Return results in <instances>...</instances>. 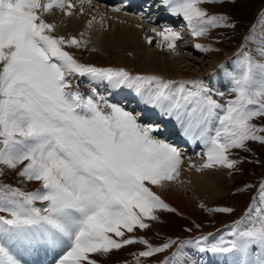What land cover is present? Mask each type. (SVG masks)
<instances>
[{"label":"rangeland","instance_id":"374dc122","mask_svg":"<svg viewBox=\"0 0 264 264\" xmlns=\"http://www.w3.org/2000/svg\"><path fill=\"white\" fill-rule=\"evenodd\" d=\"M70 1V4L67 5L68 1L63 3L62 0H55V4H53L51 8L56 11L57 15L61 14V8H65L67 11L71 10V13L79 17H81L82 13L84 25L87 24V19L90 14L97 17L98 12L102 13L103 17H111V19L115 18L113 16L115 13H119L122 17L125 16L123 13L126 11L125 9H119L118 5H115L117 6L115 7L112 5L113 3H109L107 0ZM190 1L193 0H157L159 9L161 10L158 13L160 16L168 15L171 4L182 2L189 3ZM201 1L202 0H198V4H200ZM7 2L13 1L2 0V3L5 5H7ZM29 2L30 0H21V4L28 5ZM36 2L38 3V0H36ZM71 3H73L75 7H72L73 4L71 5ZM203 3L204 4L201 3L193 8L201 12L195 19L189 18L185 20L184 17L178 16L177 19L171 18L174 20L172 24H166L165 19L161 18L162 21L157 23V29H161V32L163 30L162 28L166 30V40L164 39L163 42L161 34L159 36L157 31H148L144 29L145 26L140 28V30L142 29L140 32L142 41L144 42V40H147V44H144L145 48H142L141 52H147L150 47L151 49H157L156 51L160 53L163 52L171 56V50L174 48L179 54H182V57L178 59L175 58L176 60L170 59V63L173 64L174 68L180 67V69L186 73V75L182 76L181 81L184 83L183 89H186L189 103L191 102V105L194 106V102L196 104L199 102L204 109V111L202 110L203 114L205 113L203 116L207 133L206 140L200 142L201 144L198 140L194 144L195 146L192 145L193 149H191L186 156L184 154H178L179 158L178 156H170L173 159L174 165L172 169H170L171 165L169 166L168 163L167 166H165L166 164L161 165L158 160H154L156 155L158 156L156 152H150L152 150L148 149L143 150L139 147L140 143L139 146L136 147L128 138H125L130 148L126 146L124 140L120 139V136L124 134L125 124L121 125L114 117V109L118 107L115 103L120 104V106H123L127 111L129 109V116H132V120L136 117L135 120L138 121L140 115L137 118L136 113L139 111L134 110V105H136L135 101L130 103V105H123L117 100H114V94L121 86L118 85L119 88L117 91L115 90L116 88L112 89V86L109 85L110 81L107 78L105 80V74L111 79L118 76L116 72H124L128 75L131 73L123 66L114 68L113 65H104L108 63L105 55L97 51L96 48H91L85 44V41L86 43L87 41L90 42V37L93 34L90 26L87 32H78V35L82 33L80 42L74 44L82 51L77 58L80 60L79 66L76 64L77 60L73 56H70L67 53L68 51L65 50V41H63V39L61 40L59 38L49 43L50 49L53 50V52L60 54L62 57L67 55L64 58H67L71 64H76L74 76L77 77V80L74 83L75 77H72L69 83L68 80L66 82L63 81V79L60 81L62 73L56 74L53 66L47 63L49 54L41 55L35 53L36 55H32V52L29 56L26 54L29 42L26 40L25 30H27L28 27L26 29L22 19H20L21 22H16V20H14L13 17H16L15 14L18 9L14 11L13 8L9 9L7 5V9L4 10L5 6L3 10H1L4 11V13L6 11L9 12L7 15L3 13V16L0 17V198L6 202L0 201V209L6 207L8 202L16 206L19 215H7L9 219L15 217L14 220L20 218L23 209L26 207L29 208V211L32 209L34 212V224L42 221L47 224L46 227L51 225L52 231L54 230V234H56L57 237L60 234L62 246L58 247L56 245L55 248L58 254L63 249L64 259L68 253H72L71 260L73 256H75V262L77 260H87L88 264H160L161 262V264H179L181 263V259L178 256L180 252L178 249L185 251L187 257L192 259L190 253L185 250H190V245L187 244L190 240L192 245L197 246L196 250L201 249L200 243L204 248L208 249L206 255H210L213 259V263L208 262L206 264H214L218 260L220 264H233V262L254 264L257 261L256 250L258 249L261 250L262 255H260V257H262L261 260L264 261V0H203ZM33 5L35 4L33 3ZM202 5H204L203 8H201ZM85 8H87V10H85ZM48 9L50 10V8ZM188 9L190 10L189 7ZM12 14L14 16L11 18ZM57 15L56 17H58ZM35 17L37 19L40 18V20L43 18L39 13H36ZM10 21L15 23H12L13 25L9 24ZM118 21L126 23V21L116 17V22ZM200 24L203 25V27L198 31L197 26ZM153 25L155 26V23ZM73 29L71 28V31ZM57 30L59 33H62L61 28ZM47 31L50 33L49 29H47ZM172 31L173 33H176V31H186L184 34L185 38L180 35V37L182 36L180 39L176 35L173 39L174 35L170 34ZM58 36L62 37L61 34ZM202 36L206 39L205 43H200L201 40L199 39ZM246 37L247 41L245 42ZM147 38H149V40ZM92 39L97 41L96 36H93ZM170 43H173V45H171L173 47L169 46ZM50 55L52 56L53 54L51 53ZM61 56L58 57L61 58ZM89 58H91V62L86 61ZM116 60L118 61L119 59ZM119 62L120 60L118 63ZM99 64L104 67H98ZM130 66L139 70V72L140 69L142 70L143 68V70H145L149 67V65L138 66L134 65V63L130 64ZM234 66L237 67V74L233 71ZM89 67H92V72L97 78L94 77L90 82H87L86 79H84V75H86V69ZM110 67L112 69H108ZM122 67L124 68L123 70ZM153 71H155V73H146L143 71L144 74H139V76H141L142 79L144 77L150 79L146 81L153 85L156 84L155 79L159 82L165 80V77L160 71L158 73L156 70ZM98 77H100L101 80ZM168 77L170 80L172 79V77ZM175 80L176 79L173 80L174 82L171 81L175 83L174 89L179 88V82ZM230 83L233 85L231 86L232 88L227 87ZM53 84L54 86H51ZM91 86H94L93 88L95 89ZM48 87L54 88V92H66V94L70 96L57 98L54 95H50V91L46 90ZM81 87L87 88L81 90ZM77 92L79 93L77 94ZM132 92L133 95L137 96V100L141 98L139 90H134ZM174 92H176V94ZM174 92L173 95H178L177 91ZM106 93L109 94V97H106ZM75 94L77 96L74 99L73 97ZM93 97L97 98L95 99L96 102ZM181 97H183V99L184 97L187 98V96H183V94H181ZM28 99H30L28 102L33 99V103H44V113L38 115L33 113L36 127L34 124H30L28 128L25 124L21 133L17 128L16 122L18 121L21 123L24 121V117L19 116L16 110L25 107V104L22 106L21 100ZM80 99L81 102H79ZM98 100H101V102L98 103ZM166 100L165 102L168 101ZM85 101H87L94 110L93 113L84 110L83 102ZM56 102L59 103L57 104ZM20 103L22 107H19ZM53 103H55V106ZM210 103L213 105L212 108L215 109V113L213 114ZM141 107L140 105L138 108L140 109ZM72 110L74 112H72ZM56 112L61 115L58 121ZM81 112H84L83 117L81 116ZM216 112L221 115V118H219L220 121L215 120L218 115ZM78 113L80 117L77 116ZM160 114L169 115L170 118H173L172 121L174 120L168 108L162 110ZM23 115L28 117V124L30 122L32 123L33 117L31 112L24 111ZM48 116L49 118H46ZM30 117L32 118L29 119ZM63 117H67V120H64ZM50 118H52V120H50ZM142 120L145 123L149 121L144 118ZM143 122L141 121V123ZM144 124H142L143 127ZM221 124H225V128L229 126L228 130H230L228 141L225 142L226 153H228L227 158L229 159L223 161L224 163L226 162L225 165L229 173L227 172L222 175L224 179H222L223 182H215L216 185H219L217 188L219 189L218 192L211 193V191H205L204 194L203 192L199 193L200 190L198 191L190 186L191 183L194 182L189 172H184L182 165L185 161L182 159L188 158L190 160L192 159L191 162L197 161L193 166L189 162L191 165L189 168H196L194 170L196 171L195 173L198 172V176L204 175L205 178L209 176L208 179L211 180L212 172L209 167V161L212 151L207 145L209 146L212 136L209 135L211 134L212 125H215L216 128L217 126L220 127ZM62 128L64 132L63 130L61 131ZM148 130L150 133L148 134L147 132L146 134L154 137H157L156 135L162 137L159 134L161 131H156L157 128H149ZM169 131L172 132L171 130ZM169 131H165L168 132L165 134L167 139L170 138L169 135L171 133H169ZM220 131L221 130H219V132ZM139 133L140 131L138 134ZM30 134L33 135L31 136ZM176 137L178 140L174 143L177 145H180L183 141L192 143L190 136H184L180 133V135L177 134ZM41 138H43V140ZM147 138L146 136L145 140ZM18 141L26 144V147L22 149L33 148L35 151L30 149L27 154L21 157L18 155V152L14 150L16 146L13 145L14 143H18ZM215 141L219 143L217 140ZM41 142L43 143L41 144ZM174 143L172 144L176 146ZM38 144L40 145L38 146ZM220 145L217 146L220 147ZM199 146L200 148L204 147L206 153H200L198 150ZM176 147L174 148L175 151H173L174 154L180 152L178 147ZM37 155H42L41 157L39 156L41 162L39 158L38 160L36 159ZM12 156L19 157L20 163L17 161V163L14 162L15 160L12 161ZM33 156L34 160L32 161ZM43 156H45V158ZM63 157H66V159L64 158L66 161H63ZM135 159L138 161H135ZM51 160L53 165L51 164ZM68 160L70 163H67L69 162ZM61 163L64 164V166L67 164L70 169H67L68 166L64 167ZM73 166H75L76 169H74ZM203 166H205L204 169L201 168ZM98 167L102 169V172L98 170ZM29 168L30 172L28 174ZM199 168L201 169L199 170ZM64 170L67 171L65 174ZM130 170L134 171L136 176H134ZM21 172H23V174L26 172V177L31 179L29 181L30 183L28 182V184H26L21 180ZM75 175L78 176V178ZM164 176H170L172 182L171 188H181L179 190L185 197L191 196V203L189 205L191 206L193 214L182 208L181 210H177L175 206H172L166 200L159 197L160 194L152 190L154 188L153 184H156L158 180ZM79 178L82 180H89V182L93 184V187L98 189V199L106 198L103 199L105 205L107 204V197H109L112 202L111 205L115 204L110 206V209L113 210L117 205V209L115 208L116 211H110L109 208H107L109 210L106 211L107 209L105 210V208L99 207L98 202L96 203L95 200L91 201L94 195L91 193V196L89 190L86 188V186L89 187V185H84L80 182ZM32 182L37 183L32 184ZM66 182L68 184H66ZM89 182L87 184H90ZM131 183L132 185H130ZM133 185L137 187L145 185L146 191H148V189L151 190L152 193L154 191L153 198L155 200L148 194L145 195L143 192H140L138 188L137 190H132L131 188ZM215 189L216 186L214 187V190ZM215 195L216 197H214ZM122 202H124L126 207L122 205ZM96 204H98L97 207ZM73 205L78 206L72 208L79 210L77 214L82 219L84 218V225L79 219L78 224L75 216L70 213L72 210L71 206ZM135 206L137 207V212L133 214ZM122 208L125 209L122 210ZM4 212L7 213L8 211ZM92 213L95 214V219L92 220L91 218L92 224L94 223L95 226L90 223L94 228L93 231H90L91 226L87 224L89 223L88 216H92ZM109 213H111L112 226L108 225L110 223L108 220ZM117 215H119V217H123V215L126 217L128 215L129 217L127 226L124 228V230L127 231L123 236L121 234L117 235V232H119L116 226ZM1 216L3 215L1 214ZM104 217H106V219H103ZM63 223L67 225L73 224L78 227V230L72 228L70 232L63 233L66 235L67 240H71V242L74 240L77 242V240H79L77 243L78 245L81 244L79 248L73 249L77 244L74 246L71 244L70 247L69 242H64L65 237L62 231L58 232L53 228V226L60 228L59 225ZM107 226L110 233L104 230ZM46 227L44 229H46ZM35 229H37V227ZM44 229L41 234L44 233ZM135 229L140 230L141 233L137 235L138 231ZM82 232L83 234L85 233L84 240H81L79 237ZM94 233L96 234L94 235ZM109 234H112V237H109ZM183 239L188 241H184L185 247L183 246V248H180L183 244ZM195 239L200 243L196 242ZM35 243L36 240H33V248ZM57 244H59V241H57ZM66 244L68 246L67 248L65 247ZM84 248L90 249L86 252ZM66 250H69L68 253ZM97 250L102 251V258L98 257L97 254V258L93 255L98 253L96 252ZM191 252L193 254L195 252V255L198 256L196 251L191 250ZM247 252L248 254H246ZM199 257L202 258V256ZM59 262L60 261H57L56 264H59ZM191 263H194V261ZM255 264L264 263L256 262Z\"/></svg>","mask_w":264,"mask_h":264},{"label":"bare ground","instance_id":"6f19581e","mask_svg":"<svg viewBox=\"0 0 264 264\" xmlns=\"http://www.w3.org/2000/svg\"><path fill=\"white\" fill-rule=\"evenodd\" d=\"M8 1V0H7ZM13 2H7V5L9 6L8 8L11 9L13 8V10L15 11L16 9L17 10V13L15 14L16 17H13L14 15L12 14L11 18L13 17L14 20H16V22H21L20 19H22L25 23V26H26V29L28 27L26 31V40L27 42H29V47L27 49V55L29 56L30 53L32 55H36L35 53H38V54H43V55H46V54H49V57H47V63H50L52 66H53V69L54 71H56L55 73L56 74H60L62 73L61 75V78H60V81L63 79V81H69L70 83V80H72V77H75V65L77 64V66L80 65V60L77 59L79 54L82 52L77 46H75L74 44L76 43H79L80 42V33L78 35V32L80 31H83V32H87L88 31V27L90 26V29L91 31L93 32L92 36L90 37V42L85 41V44L91 48H96L97 51H99L100 53L104 54L105 55V58L106 60L108 61L107 64H104V65H113L114 68H118L120 66H123V67H126L128 69V71L131 73V74H126L124 72H116L118 76H115V78H111L109 79V77H107V74H105V80L106 78L110 81L109 85L112 86V89L116 88L115 90L117 91V89L119 88L118 85L121 86V88L114 94V100H117L118 102L122 103L123 105L124 104H128L130 105V103H132L133 101H135V104L134 105V110L136 111H139L138 113H136V116L137 118L139 117L140 115V118L138 121H136V117L132 120V116L130 117L129 116V109L128 111L125 110V108H123V106H120V104L118 103H115L116 107L114 109V117L116 119L117 122H119L121 125H124L125 127V130H124V134L123 136L121 135L120 136V139L124 140V143L126 144V146L130 147L126 141H125V138H128L132 144L136 147L139 146V143H140V148H142L143 150L145 149H148V150H152L150 152H156L158 154V156L156 155V157L154 158V160H158L160 162L161 165L163 164H166L165 166H167V163L169 164V166L171 165V168L174 167L173 165V159L172 157L170 156H178V154L180 155H188L187 153L191 151L192 148V145H194L198 140H199V143L200 142H204L206 140V136H207V133H206V127L204 125V114H203V107L201 104H196L194 102V106L191 105V102L189 103V97H188V94L186 92V89H183V81L182 80V76L183 75H186V73L180 69V67L178 68H174L173 67V64L170 63V59H175V58H179V57H182V54H179L178 51L174 50V48L171 50V56L167 55L166 53H160L158 51H156L157 49H151L150 47L148 48L147 52H141L142 48H145L144 44H147L146 41L144 40V42L142 41L141 39V30L140 28L141 27H144V29H147L148 31H157L159 36L161 34V39H162V42L165 38V35H166V30L164 28H162V32L160 31L161 29H157V23L161 22L162 19L164 18L165 19V22L166 24H172V22H174L173 19H177L178 16H182L185 18V20L189 19V18H197L201 12L198 11V10H194L193 8L194 7H197L198 5H200L201 3H203V0L200 2V4H198V0H193V1H190L189 3L187 2H182V3H173L170 5V12L168 13V15H159L158 12H160L161 10L159 9V3L157 2V0H126L127 4L122 2V1H116V0H107L109 1V3H113L112 5H118V8L119 9H125L126 11H124L123 13L125 14L124 17H122L119 13H115V15H113L114 19H111V17H103L102 13L98 12V16H94L93 14H90L88 19H87V24L84 25V22H83V14L81 13V17H79L78 15L74 14V13H71V10L67 11L65 8H61V14L57 15L56 14V11L54 9H52V5L55 4V0H38V3L36 2V0H30L29 4H21V0H12ZM63 3H65V1H68L67 5L70 4V0H62ZM82 1V0H81ZM81 1H78V2H81ZM159 1V0H158ZM180 1V0H178ZM184 1V0H182ZM133 2H138V4L140 5L141 4V7H142V10H139L138 8L136 9V7H132L131 4H133ZM144 2V3H142ZM33 3L35 5H33ZM165 3V2H164ZM0 4H1V8H0V17L3 16V13L4 11H1L5 9H7V5L3 4L2 3V0H0ZM73 3H71L72 5ZM32 6V7H31ZM49 6V7H48ZM65 6V5H64ZM72 7H75V5L73 4ZM117 7V6H115ZM144 7V8H143ZM188 7L190 8V10L188 9ZM204 5L201 6V8H203ZM50 8V10L48 9ZM145 9V10H144ZM12 10V12H13ZM84 10V8H83ZM85 10H87V8H85ZM79 11V10H78ZM144 11V12H142ZM9 11H6L4 13V15H7ZM11 12V13H12ZM45 12V13H44ZM119 12V11H118ZM131 12V13H129ZM157 12V13H156ZM184 12V13H182ZM2 13V14H1ZM36 13H39L41 16H43L42 20L37 19L35 16H36ZM93 13V12H92ZM144 13V14H143ZM56 15L58 17H56ZM88 16V15H87ZM116 17L120 18L121 20H124L126 21L125 22H116ZM162 18V19H161ZM173 18V19H171ZM193 19V20H194ZM148 22V23H146ZM12 23H15V22H9V24H12ZM146 23V24H145ZM155 23V26L153 25ZM13 25V24H12ZM186 27V26H185ZM203 25H199L197 26L198 28V31H200L202 29ZM61 28L62 29V33H59V31L57 29ZM71 28L73 29L71 31ZM47 29L50 30V33H48ZM31 30V31H30ZM29 31V32H28ZM168 32V31H167ZM175 32V31H174ZM186 31L184 32H181V31H176V33H173V31L170 33V34H173V39L174 37L177 35V37H179L180 39L182 38V36L184 37V34H185ZM25 33V32H24ZM155 33V32H154ZM62 37H59L58 35H60ZM164 35V36H163ZM180 35H182L180 37ZM93 36H96L97 37V41H94L92 38ZM151 36V35H150ZM149 36V38H150ZM154 36V35H153ZM194 36V35H193ZM63 39V41H65V44H64V47L66 48L65 50H67L68 54L70 56H73L77 61H76V64H71V62L67 59V58H64L66 57L67 55H64L63 57L60 55V54H57L56 52H53V50L50 49V46H49V43L52 41H56L57 39ZM149 38H147L149 40ZM185 38V37H184ZM151 39V38H150ZM171 40V39H170ZM200 43L202 42H206V39H204V37H200ZM176 41V40H175ZM174 41V42H175ZM169 43V42H168ZM177 43V42H176ZM54 45V44H53ZM173 45V43L169 44L170 47H173L171 46ZM52 47V46H51ZM176 49V47H175ZM24 50V49H23ZM140 50V51H139ZM139 51V52H138ZM176 51V52H175ZM128 54H126V53ZM53 54L52 56L50 54ZM177 53V54H176ZM25 54V52H24ZM57 54V55H55ZM131 54V55H130ZM58 56H61V58H59ZM91 58H89L88 62H91L90 60ZM116 59H119L120 62L118 63V61ZM116 60V61H114ZM176 60V59H175ZM178 61V60H177ZM73 63V61H72ZM75 63V62H74ZM134 65H138V66H145V65H149V67H147L145 70H142L140 69V72L139 70L135 69V68H132V66H130V64H133ZM89 64V63H87ZM177 64V63H176ZM218 64V62H217ZM216 64V66H217ZM119 65V66H118ZM104 67L103 65L99 64L98 67ZM116 66V67H115ZM122 67V70L124 69ZM108 69H112L111 67L108 68ZM192 69V68H191ZM107 70V69H106ZM126 70V69H125ZM153 70H156V72L158 73L159 71L161 72V74L165 77V80H161V82H159L157 79H155V83L156 84H152L146 80H150L146 77H144L142 79L141 76H139V74H144V72H152V73H155V71ZM158 70V71H157ZM233 71L237 74V67L234 66L233 67ZM95 72V71H94ZM115 72V71H114ZM193 74V73H192ZM81 75V74H80ZM96 75V74H95ZM109 75V74H108ZM239 75V74H238ZM84 79H86L87 82H90L91 79H93L95 76L92 72V67L86 69V75H84ZM172 77V79L170 80L169 77ZM236 76V75H235ZM112 77V76H110ZM77 77H75L74 79V83L75 81L77 80L76 79ZM97 78V76L95 77ZM100 78V77H98ZM33 79V78H32ZM174 79H176L175 81H178V86L179 88H176L174 89V85L175 83H173ZM101 80V78H100ZM108 81V82H109ZM153 81V80H152ZM173 81V82H171ZM60 84V83H59ZM159 86H158V85ZM227 84V82H226ZM64 85V84H63ZM70 85V84H69ZM89 85V84H88ZM172 85V86H171ZM187 85V84H186ZM51 86H54L51 85ZM71 86V85H70ZM101 86V85H100ZM231 86H233L231 83L229 86L227 87H230L232 88ZM92 87V86H91ZM94 87V86H93ZM92 87V88H93ZM60 88V87H59ZM78 88V87H77ZM87 87H81V90H85ZM97 88V87H96ZM68 89V87H67ZM95 89V88H93ZM18 90V89H17ZM46 90H49L50 91V95H54L56 96L57 98H64L65 96H70L68 94H66V92H62V93H57V92H54V88L52 87H48ZM107 90V89H106ZM134 90H139L140 93V99L137 100V96L136 95H133V92ZM188 90V89H187ZM15 91V90H14ZM96 91V90H95ZM174 91H177L178 92V95H173V92ZM97 92V91H96ZM95 92V94H96ZM99 92V91H98ZM20 93V92H19ZM22 93V92H21ZM47 93V92H46ZM68 93V92H67ZM79 92H77L78 94ZM93 93H94V90H93ZM176 94V92H174ZM189 93V92H188ZM107 94V93H106ZM136 94V93H135ZM181 94H183V96H187L184 97H181ZM12 96V95H11ZM22 96V95H21ZM72 96V95H71ZM77 95L75 94L74 95V99ZM92 96V95H91ZM97 96V95H96ZM99 96V95H98ZM103 96V95H102ZM133 96V97H132ZM191 96V95H190ZM53 97V96H52ZM80 97V96H79ZM101 97V95H100ZM106 97H109V94L106 95ZM192 97V96H191ZM91 98V97H89ZM169 98V99H167ZM12 99V97H11ZM68 99V98H66ZM73 99V100H74ZM94 101L95 99L97 98H94ZM99 99V98H98ZM136 99V100H135ZM164 99V100H163ZM168 101H167V100ZM30 99L28 100H21L22 102V106H24L25 104V107L21 108V109H18L16 110V112L18 113L19 116H23V120L21 123H19L18 121L16 122V125H17V128L18 130L22 133L23 131V127H25V124L28 126L29 128V125L30 124H34L35 127H36V124H35V121H34V116H33V113H35V115H38V114H43L44 113V103H41V104H36V103H33V99L28 102ZM41 100V99H40ZM46 100H47V97H46ZM54 100V98H53ZM57 100V99H56ZM69 100V99H68ZM67 100V102H68ZM103 100V99H102ZM109 100V99H108ZM113 100V99H112ZM111 100V101H112ZM165 100L167 102H165ZM42 101V100H41ZM58 101V100H57ZM66 101V100H65ZM83 101V100H82ZM105 101V99H104ZM191 101V100H190ZM18 102V101H17ZM62 102V101H61ZM81 102V99L80 101ZM93 102V101H92ZM96 102V101H95ZM98 103L101 102V100L97 101ZM19 103V102H18ZM17 103V104H18ZM21 103H20V106L19 107H22L21 106ZM57 103V102H56ZM59 103V102H58ZM57 103V104H58ZM76 103V102H75ZM105 103V102H104ZM103 103V104H104ZM109 103V102H107ZM51 104V103H50ZM54 106H55V103H53ZM70 104V102H69ZM95 104V103H94ZM97 104V103H96ZM110 104V103H109ZM99 105V104H98ZM101 105V103H100ZM99 105V106H100ZM142 106L140 109L138 108L139 106ZM31 106V107H29ZM62 106V105H60ZM97 106V105H96ZM105 106V104H104ZM210 106L211 108L213 107L212 103H210ZM57 107V106H56ZM64 107V106H63ZM83 108L86 112H89V113H93V109L90 107V105L88 104L87 101L83 102ZM112 108V107H111ZM166 108L169 109V112H171V115L174 117V120L172 121L173 118H170L169 115H161V111L162 110H165ZM70 109V108H69ZM76 109V108H75ZM74 109V110H75ZM213 111H212V114L215 113V109L212 108ZM46 110V108H45ZM83 110V111H84ZM154 110V111H153ZM203 110V111H202ZM24 111H28V112H31L32 114V117H33V121L32 123L30 122L28 124V117L27 116H24L23 113ZM59 111V110H58ZM66 111V110H65ZM77 111V110H76ZM79 111V110H78ZM82 111V110H81ZM113 111V110H112ZM49 112H50V109H49ZM72 112H74L72 110ZM165 112V111H164ZM15 113V112H14ZM53 113L55 114V112L53 111ZM60 113H61V110H60ZM60 113L56 112V116H57V121H58V118ZM65 113V112H64ZM81 116L83 117V113L84 112H81ZM16 114V113H15ZM53 114V116H54ZM74 114V113H72ZM76 114V113H75ZM211 114V113H210ZM216 114H218L216 116V119L214 117L215 120H219V118H221V115H219L218 112H216ZM85 115V114H84ZM88 115V113H87ZM112 115V114H111ZM134 115V114H133ZM17 116V115H16ZM50 116V115H49ZM46 117V118H49ZM78 117L79 116V113L77 115ZM89 116V115H88ZM135 116V115H134ZM133 116V117H134ZM32 117H30L29 119H31ZM85 117V116H84ZM90 117V116H89ZM87 117V118H89ZM109 117V116H108ZM45 118V117H44ZM56 118V117H54ZM67 117H63V119L65 120ZM71 118V117H70ZM148 119V123H145L143 122L142 119ZM75 119V118H74ZM90 119V118H89ZM47 120V119H46ZM50 120H52V118H50ZM55 120V119H54ZM53 120V121H54ZM61 120V119H60ZM59 120V121H60ZM67 120V119H66ZM78 120V119H77ZM86 120V119H85ZM206 120V119H205ZM16 121V119H15ZM45 121V120H44ZM96 121V120H95ZM141 121L143 123H141ZM220 121V120H219ZM24 122V123H23ZM69 122V121H68ZM99 122V121H98ZM60 123V122H59ZM146 125H145V124ZM64 124V123H63ZM97 124V122H96ZM144 124V127L143 125ZM40 125V124H39ZM44 126H46L45 124H43ZM66 125V124H65ZM72 125V124H71ZM89 125V124H88ZM93 125V124H92ZM58 126V125H57ZM60 126V125H59ZM62 126V124H61ZM73 127V126H72ZM132 131H131V129ZM228 127L229 126H226L225 128V124L222 125L220 127H216L215 128V125H212V128H211V134L209 135H212L211 136V139H210V143H209V146L207 145V147H210V150L212 151L210 154H211V157H210V164H209V167L211 169V172H212V179L209 180L208 177L205 178L204 175H200L198 176V172L195 173L196 171L194 169L196 168H189V166H193L196 162H191L190 159H182L184 160L185 162L183 163L182 165V168H184V172H189L190 174V177L192 179V181L194 183H191L190 186H192L194 189H197L200 192H203V194L205 193V191H211V193H215L216 191L218 192L219 189L218 186L219 185H216L215 182L219 183V182H223V178H222V175L225 174V173H229V170L228 168L226 167V162L224 163L223 161H227L229 158H227V155L228 153H226V147H225V142L228 141V138H229V131L228 130ZM58 128V127H57ZM69 128H70V123H69ZM156 129L157 128V132L158 131H164V132H160L159 134H163L162 137H158L159 135H156L157 137H154L152 135H148L150 133V131L148 129ZM40 129V128H39ZM100 129V128H99ZM63 130V128L61 129V131ZM74 130V129H73ZM169 130L171 131H176L177 134L180 135V133H182L184 136H190L191 139H192V143H187L186 141H183L180 145H177L176 143H174L175 141L178 140V138L176 137L177 134L176 133H173V132H170ZM219 130H221L219 132ZM60 131V130H58ZM75 131V130H74ZM140 131V133L138 134V132ZM165 131H169V133H171L170 135V138L172 137V140L169 138L167 139L165 136V134H167L168 132H165ZM56 132V131H55ZM64 132V130H63ZM100 132V130H99ZM148 132V134H146ZM153 132V131H152ZM210 132V131H209ZM30 133V131H29ZM28 133V134H29ZM66 133V132H65ZM69 133V132H68ZM154 133V132H153ZM231 133V132H230ZM145 134L146 136L148 137L146 140H145ZM31 135V134H30ZM33 135V134H32ZM31 135V136H32ZM102 135V133H101ZM175 135V136H174ZM23 136V135H22ZM59 136V135H58ZM65 136V135H64ZM67 136V135H66ZM150 136V137H149ZM103 137V136H102ZM96 138V137H95ZM94 138V139H95ZM109 138V137H108ZM156 138V139H155ZM43 140V138H41ZM31 140V139H30ZM96 140V139H95ZM166 140V141H165ZM217 140L219 143H216ZM38 141V140H37ZM36 141V143H37ZM49 141V140H48ZM73 141V140H72ZM79 141V140H78ZM94 141V140H93ZM168 141V142H167ZM170 141H173V142H170ZM191 141V140H190ZM83 142V141H82ZM209 142V141H208ZM43 142H41L42 144ZM67 143V142H66ZM89 143V142H88ZM172 143H174L177 147H178V150L180 151L179 153H175L173 151L174 148L176 146H174ZM198 143V144H199ZM53 144V143H52ZM73 144V143H72ZM92 144V143H91ZM100 144V143H99ZM102 144V143H101ZM201 144V143H200ZM205 144V143H203ZM211 144V145H210ZM221 144V145H220ZM13 145L16 146V152H18V155H20L22 157V155H25L29 152V150L31 148H28V149H22L24 147H26L25 145L26 144H23L21 141H18V143H14ZM34 145V144H33ZM40 144H38L39 146ZM96 145V143H95ZM167 145V146H166ZM217 145H220V147H218ZM227 145V144H226ZM42 146V145H41ZM89 146V145H88ZM92 146V145H91ZM102 146V145H101ZM195 146V145H194ZM33 147V146H32ZM46 147V146H45ZM176 147V148H177ZM197 147V146H196ZM52 148V147H51ZM131 148V147H130ZM40 149V148H39ZM92 149V148H91ZM95 149V148H94ZM129 149V148H128ZM199 152H204L206 153L205 151V148H200L199 146ZM201 149V151H200ZM33 150V148L31 149ZM68 150V149H67ZM87 150V149H86ZM197 150V149H196ZM35 151V150H33ZM49 151V150H48ZM83 151V150H82ZM88 151V150H87ZM183 151V152H181ZM5 152V151H4ZM41 152V151H39ZM38 152V153H39ZM208 152V151H207ZM34 153V152H33ZM32 153V154H33ZM51 153V152H50ZM173 153V154H172ZM62 154V153H61ZM81 154V152H80ZM94 154V153H93ZM8 155H13V154H8ZM36 155V154H35ZM27 156V155H26ZM40 155H37L36 156V159L38 160ZM42 156V155H41ZM40 156V157H41ZM87 156V154H86ZM30 157V156H29ZM45 158V156H43ZM67 157V156H66ZM66 157H63V159ZM190 157V156H189ZM195 157V156H194ZM192 157V158H194ZM32 161L34 160V156L32 157ZM59 158V156H58ZM146 158V157H145ZM179 158V156H178ZM191 158V157H190ZM7 159V158H6ZM63 160V161H66V160ZM181 159V157H180ZM196 159V157H195ZM15 160L14 162H19V157H15V156H12V161ZM54 160V159H53ZM93 160V159H92ZM39 161L41 162L40 158H39ZM47 161V160H45ZM55 161V160H54ZM69 161V160H68ZM95 161V160H94ZM135 161H138L137 159H135ZM147 161V160H146ZM163 163H162V162ZM180 161V160H179ZM16 162V163H17ZM157 162V163H159ZM176 162V161H174ZM189 162L191 163V165L189 164ZM32 163V162H31ZM30 163V164H31ZM56 163V162H55ZM67 163H70L67 162ZM74 162L72 161V164ZM85 163V161H84ZM92 163V162H91ZM140 163V162H139ZM42 164V163H41ZM51 164H52V160H51ZM57 164V163H56ZM62 164V163H61ZM66 164V163H65ZM88 164V163H87ZM177 164V163H176ZM180 164V162H179ZM19 165V164H18ZM34 165V164H33ZM38 165V164H37ZM53 165V164H52ZM51 165V166H52ZM64 166V164H62ZM70 165V164H69ZM74 165V164H73ZM85 165V164H84ZM89 165V164H88ZM201 165V164H199ZM203 165V163H202ZM201 165V166H202ZM35 166V165H34ZM68 166L67 164L64 166L66 167ZM87 166V165H85ZM137 166V165H136ZM39 167V166H38ZM74 169H76L75 166H73ZM27 168V167H26ZM78 168V167H77ZM202 169L205 168V166L201 167ZM199 168V170L201 169ZM34 169V168H32ZM40 169V167H39ZM67 169H70V167L68 166ZM80 169V168H79ZM168 169V168H167ZM230 169V168H229ZM28 174L30 172V168L28 169ZM62 170V169H61ZM66 170V169H65ZM64 170V171H65ZM82 170V169H81ZM98 170L102 172V169L100 167H98ZM105 170V169H104ZM43 171V170H42ZM41 171V172H42ZM63 171V172H64ZM69 171V170H68ZM134 176H136V173L132 170H130ZM55 172V171H54ZM67 171L64 172V174L66 173ZM75 172V171H74ZM86 172V170H85ZM106 172V171H105ZM36 173V172H35ZM91 173V171H90ZM26 172H21V180L24 181V183L28 184V182L31 180V179H28L26 177ZM54 174V173H53ZM56 174V173H55ZM168 174V173H167ZM77 175V173H76ZM75 175V176H76ZM79 175V174H78ZM169 175V174H168ZM48 176V175H47ZM67 176V174H66ZM96 176V175H95ZM207 176V175H206ZM211 176V175H210ZM70 177V176H69ZM78 178V176H76ZM113 177V176H112ZM189 177V176H188ZM31 178V177H30ZM56 178V177H55ZM71 178V177H70ZM97 178V177H96ZM95 178V179H96ZM114 178V177H113ZM211 178V177H210ZM101 179V178H100ZM106 179V178H105ZM117 179V178H116ZM223 179V180H222ZM80 182H82L84 185H89V187L86 186V188L89 190V193H93L94 197L91 201H96V203L98 202L99 204V207L101 208H105V210L107 208L110 209V206L112 205H115V204H112L111 205V200L109 197H107V204L105 205L104 204V200L103 199H106V198H99L98 199V196H99V191L97 188H94L93 187V184L89 182V180H86V179H80ZM21 181V182H22ZM65 181V180H64ZM103 181V180H102ZM106 181V180H105ZM104 181V182H105ZM132 181V180H131ZM90 183V184H87V183ZM92 182V181H91ZM103 182V183H104ZM148 182V181H147ZM30 183V182H29ZM36 184L37 182H32V184ZM60 183V182H59ZM107 183V182H106ZM130 183V182H129ZM139 183V182H138ZM137 183V185H138ZM66 184H68L66 182ZM111 184V183H110ZM135 184V183H134ZM142 184V183H141ZM151 184V183H150ZM171 180H170V176H164L163 178L159 179L158 182L156 184H153V188L152 190L156 191V193L160 194L159 197H161L162 199L166 200L168 203H170L172 206H175V208L178 210L181 208L184 209L185 211L193 214L192 210H191V206L189 205L191 203V196H188V197H185V195L183 193L180 192L179 189L181 188H171ZM61 185V184H60ZM103 185V184H102ZM107 185V184H106ZM132 185V183L130 184ZM108 186V185H107ZM110 186V185H109ZM112 186V185H111ZM139 186V185H138ZM216 186V189L214 190V187ZM85 187V186H83ZM174 187V186H172ZM190 187V188H192ZM221 187V186H220ZM137 188L140 190V192H143V194H148L151 198H153V194H154V191L153 193L151 192V190L148 189V191H146L147 189L145 188V185H142L140 187H137L135 185L132 186V190H137ZM83 189V188H82ZM101 189V188H99ZM193 189V190H194ZM213 189V190H212ZM221 189V188H220ZM87 190V191H88ZM105 190V189H104ZM131 190V191H132ZM191 190V189H190ZM86 191V190H84ZM91 191V192H90ZM111 191V190H110ZM108 192V191H107ZM137 192V191H136ZM180 192V193H179ZM75 193V192H74ZM210 193V194H211ZM220 194V193H219ZM71 195V194H70ZM107 195V194H106ZM110 195V194H109ZM157 195V194H156ZM213 195V194H211ZM210 195V196H211ZM92 196V194H91ZM201 196L203 197V195L201 194ZM113 197V196H112ZM140 197V196H139ZM149 197V198H150ZM158 197V198H159ZM216 197V195L214 196ZM115 198V197H113ZM204 198V197H203ZM210 198V197H208ZM127 199V197H126ZM100 200V201H99ZM102 200V201H101ZM114 200V199H112ZM117 200V199H116ZM153 200H155L153 198ZM159 200V199H158ZM205 200V199H204ZM103 203V204H102ZM96 204V207L97 205ZM119 204V203H118ZM141 204V203H140ZM145 204V203H144ZM90 205V204H89ZM122 205L124 207L125 204L124 202H122ZM138 205V204H137ZM117 206V205H116ZM116 206L113 208V210L110 209V211H116L115 208ZM120 206V204H119ZM130 206V205H129ZM139 206V205H138ZM141 206V205H140ZM186 206V207H184ZM90 207V206H89ZM95 207V206H94ZM91 208V207H90ZM135 210L133 212V214H136L137 212V207L135 206L134 207ZM73 209V208H72ZM109 209H107L106 211H108ZM117 209V208H116ZM119 209V208H118ZM125 209V208H124ZM122 208V210H124ZM90 210H93V209H90ZM131 210V208H130ZM59 211V210H58ZM87 211V210H86ZM94 211V210H93ZM118 211V210H117ZM91 213V212H90ZM125 213V212H124ZM110 214L109 213V221L110 223L108 225H113L112 223V219L110 217ZM116 214V213H114ZM195 215V214H194ZM88 216V215H87ZM113 216V214H112ZM122 216V215H121ZM134 216V215H133ZM95 219V214L92 213V216H88V221H87V225H90L91 228H90V231H93L94 228L92 227V220ZM97 218V217H96ZM52 219V218H51ZM57 219V218H56ZM84 219V218H83ZM81 217H79V221L84 225L85 222ZM91 222H90V220ZM53 220V219H52ZM99 220V219H98ZM128 220H129V217L128 215L125 217L123 215V217H119V215H117V218H116V221H117V229H119V232H117V235L118 234H121L122 236L124 234H126V231L127 230H124V228L127 226V223H128ZM95 221V220H94ZM108 221V222H109ZM101 222V221H100ZM92 225H91V224ZM101 223H104V222H101ZM100 223V224H101ZM111 225V226H112ZM95 226V224H94ZM46 227V226H45ZM48 230L46 229V232H44L43 234H41V228H38L35 229L34 231V240L38 241V242H42L41 244V251L43 249V247L45 246V244H47L50 248L53 249V253L55 254V259H54V264H56L57 261H60L59 264H88L87 263V260L83 261V260H77L76 262L74 261V257L72 258L71 260V254L72 253H68L69 250H66L67 251V256L65 257V259L63 258V249L61 250V252L58 254V251L57 249L55 248L56 245L58 247L62 246L61 244V241H59V244H57V242H54L52 239L53 237H51V233L53 232L52 231V227L51 225H48ZM46 227V228H47ZM60 228H56L53 226V228L55 229V231H62V232H70L72 230V228H75V230H78V227L74 226L73 224L71 225H67L66 223H63L62 225H59ZM113 228V227H112ZM3 229V228H2ZM80 229V228H79ZM87 229V228H85ZM84 229V231H85ZM102 229V228H101ZM114 229V228H113ZM116 229V230H117ZM82 230V229H81ZM89 230V229H88ZM103 230V229H102ZM106 230L107 233H110V230L108 229V226L104 229ZM136 231H138V234L141 233L140 230H137L135 229ZM45 231V229H44ZM52 231V232H51ZM74 231V230H73ZM83 231V230H82ZM115 231V230H114ZM125 231V233H124ZM56 233V232H55ZM115 233V232H114ZM53 234V233H52ZM85 234V233H84ZM84 234L83 232L80 234V238L81 240L84 238ZM129 234V233H128ZM7 235V234H6ZM5 235V236H6ZM74 235V234H73ZM100 236V235H99ZM55 237L56 234H55ZM75 237V236H73ZM109 237H112V234H109ZM146 237V236H145ZM122 238V237H121ZM94 239V238H93ZM84 240V239H83ZM48 241V243H47ZM78 241V240H77ZM96 242V240H95ZM187 244L190 245V251L191 250H194L196 251L198 254V256H202L203 260L204 261H207V262H213V259L210 257V255H206V253L208 252L207 250L205 249H197V246H194L192 245V242H188ZM64 245V244H63ZM81 246V244H77L73 249L75 248H79ZM199 246V245H198ZM3 247V246H1ZM57 247V248H58ZM65 247L67 248V244L65 245ZM64 247V248H65ZM71 247V246H70ZM5 248V247H4ZM16 249V248H15ZM88 249L90 248H84V250H86V252L88 251ZM101 250V249H99ZM97 250L96 252L98 253H95L93 254L95 257L98 255V257H101L102 258V251H99ZM180 250L178 256L179 258L181 259V263L179 264H196L195 262L194 263H191L193 262L194 260L190 259L187 257L185 251H183L182 249H178ZM249 250V249H248ZM247 250V251H248ZM207 251V252H206ZM28 252L29 254H32V248H29L28 249ZM81 252V251H80ZM85 252V251H84ZM250 252V251H249ZM7 253V252H6ZM34 253V251H33ZM66 253V252H65ZM177 253V252H176ZM234 253V252H233ZM252 253V252H251ZM11 254V253H8V255ZM97 254V255H96ZM195 254V252H194ZM242 254V253H241ZM248 254V252L246 253ZM6 254V256H8ZM12 255V254H11ZM206 255V256H205ZM253 255V253H252ZM260 255H262L261 253V250L258 249L256 250V259H257V263H264V261H262V257H260ZM5 256V255H4ZM12 256H15L12 255ZM235 256V255H234ZM250 256V255H249ZM10 257V256H9ZM7 257V258H9ZM245 257V256H244ZM97 258V257H96ZM187 258V259H186ZM264 258V257H263ZM11 259V258H9ZM219 259V258H218ZM226 259V258H225ZM40 260V259H38ZM227 260V259H226ZM255 262V263H256ZM162 263V262H161ZM160 263V264H161ZM234 263V262H233ZM236 263V262H235ZM242 263V262H241ZM254 263V264H255ZM29 264H37L36 263V260H35V257L34 255L30 257V261H29ZM93 264V263H91Z\"/></svg>","mask_w":264,"mask_h":264},{"label":"crops","instance_id":"0c3cea01","mask_svg":"<svg viewBox=\"0 0 264 264\" xmlns=\"http://www.w3.org/2000/svg\"><path fill=\"white\" fill-rule=\"evenodd\" d=\"M13 226L14 225L13 224H10V222H8L6 219H4L3 216L0 217V229L2 231V234L3 235L4 234L5 235L7 234L5 236L3 242L0 244V259H9V258H14L16 256L15 252L17 250V247L16 246H12L10 243H12L11 242V238L13 236V233L17 237L19 230L18 229H12ZM1 246H3V247H1ZM8 253H11L12 255L15 254V256H12L11 254L8 255ZM6 254L8 256H6ZM7 257H9V258H7Z\"/></svg>","mask_w":264,"mask_h":264}]
</instances>
